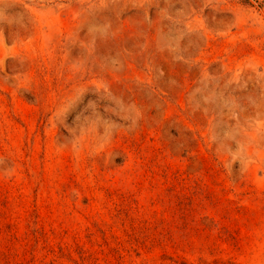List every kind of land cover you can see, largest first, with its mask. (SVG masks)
<instances>
[{
    "label": "rangeland",
    "instance_id": "374dc122",
    "mask_svg": "<svg viewBox=\"0 0 264 264\" xmlns=\"http://www.w3.org/2000/svg\"><path fill=\"white\" fill-rule=\"evenodd\" d=\"M0 264H264V0H0Z\"/></svg>",
    "mask_w": 264,
    "mask_h": 264
},
{
    "label": "trees",
    "instance_id": "16d2710c",
    "mask_svg": "<svg viewBox=\"0 0 264 264\" xmlns=\"http://www.w3.org/2000/svg\"><path fill=\"white\" fill-rule=\"evenodd\" d=\"M244 1H247V0H244Z\"/></svg>",
    "mask_w": 264,
    "mask_h": 264
}]
</instances>
